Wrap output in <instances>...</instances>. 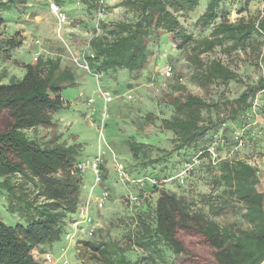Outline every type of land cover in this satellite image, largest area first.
Segmentation results:
<instances>
[{
  "label": "trees",
  "instance_id": "trees-1",
  "mask_svg": "<svg viewBox=\"0 0 264 264\" xmlns=\"http://www.w3.org/2000/svg\"><path fill=\"white\" fill-rule=\"evenodd\" d=\"M27 1L0 0V21L2 14ZM54 2L60 7L66 0ZM201 2L121 0L119 6L126 11L125 15L116 20H106L105 16L98 29L97 0H79L87 19L79 23L80 31L72 33L70 44L89 45L85 60L93 75L118 69L133 73L149 65L152 32L166 31L181 42L196 82L226 88L219 97L209 99L187 93L181 80L177 81L175 87L181 94L169 95L173 110L169 117L160 120L159 127L171 135L172 148L164 151L160 159L149 157L148 152L156 145L152 139L137 134L126 139L129 158L125 166L132 178L157 181L147 184V193H137L143 197V203L139 199L131 205V194L127 197L133 215L127 217L131 220L127 223L128 243L144 250L143 260L151 263L264 264V160L255 165L248 162L255 155H264V94L259 96L254 111V101L264 90V74L248 81L247 76L226 64L224 57H211L216 52L231 56L248 51L256 54L257 69L261 71L264 11L257 17L244 16L233 21L231 0H209L195 22L205 33L199 38L188 31L182 18L196 13ZM252 3L255 0H245L239 14L244 15ZM83 32L94 33L84 38ZM4 43L6 51H15L21 48L23 39L16 34ZM62 64L59 57L42 56L36 63L22 64L21 78L0 83V196L21 219L15 226H8L0 218V264H39L34 250L45 251L63 240L81 206L84 179L71 176L69 171L78 162L83 143L74 136L73 143L63 140L59 133L61 124L55 118L67 109L64 91L76 85L75 73L71 68L63 69ZM232 83L242 85L237 97L227 95ZM146 119L153 123L152 117ZM256 120L261 121L259 127L254 125ZM40 129L46 130L49 138L30 134ZM258 130L262 135L259 138ZM242 132L249 142L246 148L234 153ZM105 136L107 139L106 133ZM216 142L217 159L213 161L208 149ZM174 154L182 156L181 163L190 156L191 161L197 157L201 160L187 177L201 173L205 178L209 190L200 194L201 207L163 189L164 181L174 174L172 166L167 167ZM105 163L101 186L108 189L109 173L115 172L112 155L106 156ZM140 164L152 168V173L147 176L137 166ZM161 164L168 169L155 172L153 169ZM227 208L240 209V217L222 225L217 215ZM96 232L82 241L100 255L101 264H138L140 260L134 263L126 250L119 249L118 241H98L94 238Z\"/></svg>",
  "mask_w": 264,
  "mask_h": 264
},
{
  "label": "rangeland",
  "instance_id": "rangeland-1",
  "mask_svg": "<svg viewBox=\"0 0 264 264\" xmlns=\"http://www.w3.org/2000/svg\"><path fill=\"white\" fill-rule=\"evenodd\" d=\"M208 1L202 0L196 13L186 19L182 18L188 31L199 38L203 37L205 33L196 27L195 22L206 10ZM231 2L234 5V10L231 14L233 21L244 16L257 17L259 13L264 11V0H255L254 4L246 6L248 11L244 15H240L239 10H242L241 6L243 7L245 0H231ZM120 3L121 0H108L106 20H116L125 15L126 11L119 6ZM53 4L57 5L54 0H28L25 3L18 4L17 8L2 14L0 41L5 42V39L19 34L20 39H23V44L21 48L15 51H6L8 48L5 46V43L0 44V83L9 82L14 78H21L24 69L22 64L36 63L34 58L39 50L42 52L40 57H59L63 61V69L71 68L81 75H79L82 77L79 80V85L70 87L64 91L65 98L71 103L73 112H76L74 114L76 125L69 128V125L65 124L67 123L65 122L67 117L70 115V108L55 116L58 119L57 122L61 124L59 133L62 134L63 140H66L68 143L75 142V138L73 137L75 133L79 135V142L83 143V151L77 161L92 156L98 149L99 133L95 124L93 125L91 120L86 116L88 109L86 101L89 98L95 100V105L99 108V112L94 119H100L103 109L102 90L106 91L114 99L108 106L111 119H109L110 124L105 133L112 149L116 151L118 158L125 164L129 158L125 141L128 137L135 134L152 139L156 144L148 152L151 159H160L164 156V151L172 148L171 135L163 133L159 130V127L161 125L160 120L169 117L173 110L169 106V95L181 94L175 87L179 79H184L182 83L185 85L187 93L201 95L209 99L214 98V96L219 97V93L226 89L215 85L214 87L204 86L198 81L196 82L193 79V67H191L187 60L186 51L181 49V42L174 35L162 30H154L149 38L150 62L144 70L130 73L127 70L118 69L117 72L111 71L107 74L93 75L82 67L86 63L85 55L89 49V45L86 43L85 45L79 44V46L73 47L70 44L72 33L76 30L80 31L79 23L87 19L83 5L79 3V0H66V3L60 7L61 11L66 14L68 23L61 24L58 17L52 12ZM99 24L100 22L97 19L96 28L99 27ZM83 33V37L85 38L86 35H93L94 32ZM37 40H40L41 44L36 45ZM9 54L10 56H8ZM215 56L224 57L225 63L230 64L234 69L247 76L248 81H251L250 78L252 77L264 74V71H258L257 69L258 59L256 54L249 53L248 51L231 56L216 52L211 57ZM166 67L172 68L175 77L164 79L162 73ZM97 75L102 76V78L98 80ZM227 90L229 97H237L243 89L241 84L232 83ZM130 95L133 96L132 100L128 99ZM147 117H152L153 123L149 122V119H146ZM30 134L36 135L38 138H49L44 129H40L36 134H33V132H30ZM261 155L258 154L255 157L257 161L262 163L264 155ZM191 157H188V160L184 161V163H181L183 162L181 155L174 154L170 157L169 166L167 167L170 168L172 166L174 174L172 178L165 182L163 189L184 198L186 197L189 201H195V203H198V207H201L203 202H201L200 194L209 190L204 176L201 173L197 175L191 174L184 184H180L179 177L184 172L186 164L192 163ZM254 162L255 160L252 161V163ZM137 166L142 167L145 171H141L147 176L152 173V168L143 167L141 164ZM168 168L164 164H161L158 165L157 169L153 170L160 172ZM138 170H135L136 173L139 172ZM109 175L110 183L107 187H109L110 198L103 210L97 209L94 201L97 196L94 195L95 193L92 194V188H89L94 184V172L88 170L86 180L84 178L82 182L80 204L84 205L89 202L91 206L92 215L96 219L98 226L94 238L98 241H106L107 239L118 241L119 249L126 250L128 258L134 263L140 260L138 264H162L161 262L151 263L150 261H144L143 257L146 255L144 250L137 249L132 244H129L127 240V223L131 222L130 218L127 217L133 216L131 210H129V204L126 203L127 197L130 194H143L145 193L144 190L123 183L116 174V171L110 172ZM99 190L102 193L105 188L100 185L97 191ZM140 199V202L143 203L142 196ZM239 215L240 209L227 208L220 215H217V220L222 225H228L236 221L240 217ZM0 218L8 226H15L21 220L18 213H12L8 209L3 196H0ZM67 247L68 257L75 264H79L81 260H84V264L102 263L100 255L93 251L92 248L89 249L83 241L69 245L64 238L58 244L46 247V251H50L58 257L64 253L63 249Z\"/></svg>",
  "mask_w": 264,
  "mask_h": 264
},
{
  "label": "built area",
  "instance_id": "built-area-1",
  "mask_svg": "<svg viewBox=\"0 0 264 264\" xmlns=\"http://www.w3.org/2000/svg\"><path fill=\"white\" fill-rule=\"evenodd\" d=\"M108 4V0H97V12H98V21L102 20L106 16V7ZM52 12L58 17L59 21L61 24H67L68 19L67 16L61 12L60 8L53 4L52 5ZM41 44L40 40H37L36 45ZM41 50L37 51L35 54V61L37 62V59L41 56ZM84 69H87L88 72L89 66L87 62L82 66ZM260 68L261 70H264V62L261 61L260 63ZM164 76V79H171L174 77L175 74H173V70L171 67H166L165 71L162 73ZM97 77L100 79L102 76L97 75ZM184 81L183 78H181V83ZM264 94V90H262L261 93L256 97L254 101V111H256V107L258 105L259 101V96ZM101 95L103 98V109L101 111L100 119L95 120V116L99 112V108L96 107L95 105V100L93 98H89L86 101L87 104V117L91 120V123L97 127L98 129V135L100 139V143L102 144V148L99 149V152L97 156L95 157H89L88 159H83L70 169V174L71 176H76L79 178L84 179L86 177L87 171L91 170L94 172L95 179H94V184L92 188V194L100 186L103 181V171H102V166L104 165L106 161V154L107 152L112 155V159L114 161V166H115V171L116 174L118 175L119 179L123 183L130 184L131 186L138 187L140 189H146L147 184H157V181L155 179H150L146 177H140L137 178L136 180L132 178L131 174L129 171H127L126 166L123 161H121L116 154H114L112 147L109 145L106 136H105V131H106V126L107 122L111 118L110 112H109V104L113 102V97L110 96L106 91H101ZM129 100L133 99V96L128 97ZM254 125L260 126L261 121L256 120L254 122ZM245 130H243L244 132ZM243 132L239 134L240 138L238 140V143L234 147L233 152L235 153L236 151H240L244 148H246L247 143L249 142L248 139H245L243 136ZM258 138L261 137V131L258 130ZM216 146L217 142L212 145L208 149L209 153L212 154L213 156V161H216L217 159V152H216ZM255 160L254 163L252 161ZM256 157L252 158L248 162L252 165L256 164ZM201 163V160H199V157L195 158L192 163L186 164L184 167V172L180 175V184H184L186 181V178L189 176V174L194 170L195 167L199 166ZM166 182V181H164ZM147 193V192H145ZM110 198V191L108 189H105L100 196L95 198V203L96 207L98 210H103ZM140 197L137 194H131L129 196L128 202H130L131 205H136L139 201ZM41 200L45 201V197H42ZM89 202H87L84 205H81L78 208L76 219L74 223L71 224V228L67 230V232L64 234L65 240L68 242L69 245H74V243H78L79 241H82L84 239H89L90 237L94 236V233L96 232L98 226L96 224V219L93 217L91 208H90ZM68 247L63 249V254L61 256H56L54 253L50 251H42L40 252L39 250L35 249L34 254L35 258L38 261L39 264H75L69 257H68ZM84 260H81L79 264H84Z\"/></svg>",
  "mask_w": 264,
  "mask_h": 264
},
{
  "label": "crops",
  "instance_id": "crops-1",
  "mask_svg": "<svg viewBox=\"0 0 264 264\" xmlns=\"http://www.w3.org/2000/svg\"><path fill=\"white\" fill-rule=\"evenodd\" d=\"M72 71L75 73V76H76V85L74 86V87H76L77 85H79V80H80V78H82V77H80L81 75L80 74H77L73 69H72ZM82 74H83V72H82ZM80 75V76H79ZM98 80H100V79H98ZM64 98H65V96H64ZM65 102H66V106H67V108H70V110H69V112H70V115L67 117V119H66V121L65 122H67V123H65V124H68L69 125V128H72V127H74V125H76L75 123V121H76V118L74 117V114L76 113V112H73V108H71V103H69L68 102V100L65 98ZM71 133H73V132H71ZM73 136L76 138V140H78V134H73ZM98 139H99V135H98ZM79 141V140H78ZM100 148H102V144L100 143V139H99V144H98V149H97V151H96V153L95 154H92V156H88V158L89 157H95V156H97V154H98V152H99V149ZM113 152H114V154H116L117 155V153H116V151H114L113 150ZM118 152V151H117ZM119 153V152H118ZM110 155V153L109 152H107V154L106 155ZM88 158H86V159H88ZM85 180H86V177H85ZM90 189L91 188H93L92 186H90L89 187ZM86 189V188H85ZM98 189H96L95 191H94V195L95 196H99L100 195V193H101V190H99V191H97ZM91 191H92V189H91ZM87 192V191H86ZM72 258V257H71ZM73 259V258H72Z\"/></svg>",
  "mask_w": 264,
  "mask_h": 264
}]
</instances>
